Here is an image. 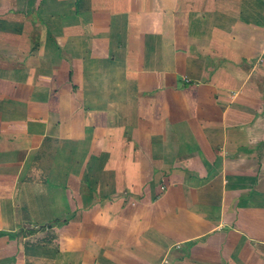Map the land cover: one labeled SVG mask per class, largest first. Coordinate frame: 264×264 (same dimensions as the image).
<instances>
[{
  "label": "crops",
  "instance_id": "obj_1",
  "mask_svg": "<svg viewBox=\"0 0 264 264\" xmlns=\"http://www.w3.org/2000/svg\"><path fill=\"white\" fill-rule=\"evenodd\" d=\"M0 231V264H264V0H0Z\"/></svg>",
  "mask_w": 264,
  "mask_h": 264
},
{
  "label": "rangeland",
  "instance_id": "obj_2",
  "mask_svg": "<svg viewBox=\"0 0 264 264\" xmlns=\"http://www.w3.org/2000/svg\"><path fill=\"white\" fill-rule=\"evenodd\" d=\"M50 10L53 11V9H50ZM1 84H4V81H2ZM40 157H41V155L37 153L34 155L32 161H31L32 166H31V170L29 172V173H31V176L29 177V179H27V182L25 184V191H26V196H27L26 203L28 205V208L32 212L31 214L32 215L36 214L37 218H39L40 220H43V222H45V221H48L50 218V212H49V210H50V202L49 201L50 200L48 199V197L45 193V187L43 184L32 183V180L37 179L36 178L37 167H38ZM42 174L43 175H41V179L44 180L47 175H45L46 173L43 172V170H42ZM43 232L49 233L48 229L47 230L44 229ZM54 236H55V234H54ZM33 239L30 238V240H28V239H26V240L31 241V243H33V244H36L39 242V240H41L40 238H36L35 240H33Z\"/></svg>",
  "mask_w": 264,
  "mask_h": 264
},
{
  "label": "trees",
  "instance_id": "obj_3",
  "mask_svg": "<svg viewBox=\"0 0 264 264\" xmlns=\"http://www.w3.org/2000/svg\"><path fill=\"white\" fill-rule=\"evenodd\" d=\"M67 221H68V219H59V220H58V222H59V223H62V224H63V223H66ZM3 234H5V233H4L3 231H0V235H3ZM10 236H11V237H14V236H16V234L11 233Z\"/></svg>",
  "mask_w": 264,
  "mask_h": 264
}]
</instances>
